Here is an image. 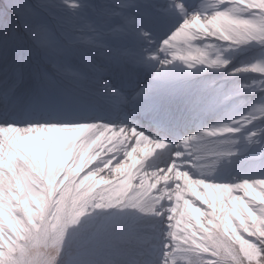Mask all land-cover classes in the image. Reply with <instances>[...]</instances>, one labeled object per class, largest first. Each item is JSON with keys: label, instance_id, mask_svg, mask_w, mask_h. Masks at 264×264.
Returning a JSON list of instances; mask_svg holds the SVG:
<instances>
[{"label": "snow or ice", "instance_id": "1", "mask_svg": "<svg viewBox=\"0 0 264 264\" xmlns=\"http://www.w3.org/2000/svg\"><path fill=\"white\" fill-rule=\"evenodd\" d=\"M247 41L264 45V0H0V264H90L137 238L92 230L90 208L120 203L167 214L164 264H264V177L229 184L185 168L207 147L193 141L264 119L253 104L198 127L247 94L264 101V63L229 69L210 55ZM177 63L253 75L217 84ZM153 156L166 163L144 170Z\"/></svg>", "mask_w": 264, "mask_h": 264}, {"label": "rangeland", "instance_id": "2", "mask_svg": "<svg viewBox=\"0 0 264 264\" xmlns=\"http://www.w3.org/2000/svg\"><path fill=\"white\" fill-rule=\"evenodd\" d=\"M241 45L243 46V50L248 55V57L251 55V60H249V63L236 64L233 68L244 66V65H249L252 63H264V56L259 58V51H261V47H263V45L261 43H259L258 41H247ZM180 68H182V67H180ZM228 68L231 69L232 66H229ZM251 75H253V74L249 73L247 75H236V76H234L232 83H229V84L230 85H240V84L247 85V81L251 80V77H252ZM219 77H220L219 80L222 82H226L227 80H229V81L231 80L229 78H225V76H222V75ZM255 93H253V94H255ZM253 104H256L257 106H264V101H254L250 104V107ZM236 111H238V109ZM233 117H235V115ZM263 124H264V122H263ZM263 128H264V125H263ZM227 135L228 134L218 136L215 138L201 137V138H198L197 140L193 141L192 143H202L203 145H206L207 147L205 149L199 150V152L202 153L203 155H204V150H205V157H206L208 155L209 150L211 149V144H209V150H207L208 143H221V146H222V140L223 139L225 140L227 138ZM206 150H207V152H206ZM215 152H216V146H215ZM215 152H211V155H214ZM198 178H200V176ZM163 216L165 217V215H163ZM90 218L94 219L93 217H90ZM84 222L88 223V219ZM165 222H166L165 219L163 222H161L160 217H156L152 213H145V212L140 213L134 219V225H133V227H131V229L136 233L137 238L132 240L130 243L119 245V247L123 248L126 245L140 246L141 245L140 240H142L144 238V236L142 235V233L144 231L143 228L150 227V228H154L160 232H163V231H165ZM113 226L118 230H127L129 228L123 222L122 217L120 215L116 214L114 217H109V218L106 217L105 219L99 220L98 224H97V230H103L106 227H113ZM151 231H152V229H151ZM168 232H169V229L166 231V234L163 235L164 241H163L162 245H160L161 237L158 235H155L156 241L158 244L157 248L159 249L158 250L159 255L164 253V251H165L164 246L166 244L171 243V237L168 235ZM145 245H147V247H145ZM145 245H143L144 250H146L150 246V244H145ZM191 258H193V257H188L185 259L175 257V258H171V259L174 260V264H187V260H191ZM164 260H165V258L163 257L162 264H164Z\"/></svg>", "mask_w": 264, "mask_h": 264}, {"label": "clouds", "instance_id": "3", "mask_svg": "<svg viewBox=\"0 0 264 264\" xmlns=\"http://www.w3.org/2000/svg\"><path fill=\"white\" fill-rule=\"evenodd\" d=\"M214 49V51L216 52V50H217V48H213ZM221 58H223V59H225V60H227L228 58L226 57V55L225 54H223L222 56H220ZM229 61H230V59H228ZM229 66H231V61H230V63H229V65H228V67ZM181 67L182 68H185L182 64H181ZM215 73H216V75L218 76V78H220L219 76H224V72H217V71H214ZM158 211H163V208H162V206L160 207V208H158L157 209ZM160 219H161V222H163L164 221V219H165V217L164 216H161L160 217Z\"/></svg>", "mask_w": 264, "mask_h": 264}]
</instances>
